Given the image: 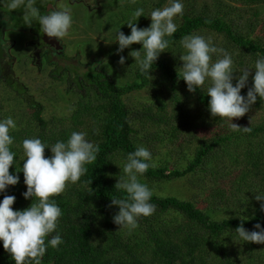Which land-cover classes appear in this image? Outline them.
I'll return each mask as SVG.
<instances>
[{"label":"trees","instance_id":"trees-1","mask_svg":"<svg viewBox=\"0 0 264 264\" xmlns=\"http://www.w3.org/2000/svg\"><path fill=\"white\" fill-rule=\"evenodd\" d=\"M117 1L123 2L122 6H125V10L120 14L121 29L130 31L127 26L129 21L136 23L138 28H147L151 23L150 18L144 16L135 21L132 14L136 8H143L147 15L155 8L164 7L167 0ZM257 1L242 0V4L252 6ZM48 3L49 0H41L36 7L43 13ZM23 11L24 9L20 8L16 14L15 22L18 28L28 26L23 16L21 18ZM258 14L256 13V17ZM174 22L177 23V31L172 38L166 37L170 40L169 48L160 54L152 66L149 72L151 80L146 74H140L136 67L126 75L130 80H125L123 85L110 75L99 73L95 67L86 74L85 81L77 78L78 89H84L87 84L94 100H89L88 96L84 95L81 98L79 95L81 100L72 119L82 120L90 113V118L97 122L99 132L96 135L93 131L88 133V136L99 145L100 151L96 160L86 165L87 171L80 181L67 185L63 193L53 197L62 210L57 231L61 234L63 243L55 249L48 247L41 264H264V244L243 242L234 232L241 224L248 231H257L254 228L256 224L264 228V211H261L264 201L255 199L256 195L264 196V143L256 147V156L252 151L240 150L245 160L240 156L236 159L233 154L227 152L228 149L225 150L230 143L238 142V145L246 144L252 148L254 141L261 134L264 135V127L251 126L248 127L250 131H244L243 126L240 130L211 137L208 141L197 140L199 146L192 150V156H189L191 160L186 158L187 164L179 167L177 164L174 169L166 164L150 167L140 177L142 183H163L198 175L199 183L193 184L195 188H192V191L201 199L202 194L206 192L201 203L195 198L192 201H183L173 196L160 197L152 191L151 203L155 205V212L151 216L141 217L138 226L131 231L126 228L119 229L113 223L112 217L119 211V206L111 205V199L125 195L115 189L119 176L124 175L115 167V161L118 155L126 157L127 153L133 152L139 146L136 141V137L141 136L136 128L138 122L145 121L143 124L152 127L174 125L166 134L173 143L183 130L178 121L185 127L191 123L194 127L195 123H198L197 120L203 124L223 121L207 112L209 97L206 96V91L197 89L195 92H189L186 83L180 78L183 62L179 56L184 51L180 45L181 37L194 33L201 35L206 29L226 37L229 45L233 43L239 49V52L232 56L237 71L233 73V85L241 69L252 68L258 56H264V43L253 38L254 24H247V33H243L236 25L228 23L227 17L222 20L218 14L210 20L201 16L193 5L191 10L189 6L186 7L183 17ZM108 26L107 24L106 30L110 31L111 27ZM217 58V55H213L212 62ZM131 62H134V58ZM253 75L254 72L251 71L245 88L241 89V95L246 96L251 88ZM133 94L138 95L140 99L142 94L146 96L142 95L143 101L138 104L139 107H131L124 101V97ZM191 102L192 113L189 110ZM34 107L35 118L42 130L47 129V123L41 117L42 109L39 105ZM254 107H264V100L258 97L249 110ZM47 137L39 135V139L50 146L52 138ZM163 140L160 138L158 143L161 144ZM219 149L231 157L230 163L223 165L213 156ZM49 151L50 149H45V157ZM16 160L17 157L14 158L9 173L17 175L19 182L0 193V200L5 195L14 196L12 209L23 211L35 202V199L26 200L22 195L27 188L23 172L20 171L22 168ZM240 163L245 164V169L251 171L250 176L246 175L248 170L237 173L238 175L232 178L234 187L242 192L235 194V188L232 187L228 197L234 203L232 206L225 205L226 195L215 187L216 179L221 175L220 172H223L221 169L229 172L228 175L231 176L230 172H234L236 165ZM211 177L215 181L213 180L214 184L212 183L210 192L207 193L206 184H209L208 179ZM201 180L204 183H201ZM205 203L208 205H204ZM214 204L220 208L222 205L227 206V209L235 211L228 213L231 216L220 220V209L211 207ZM169 216L174 219H168ZM179 217L182 221H179ZM0 264H14L10 254L4 250L2 242Z\"/></svg>","mask_w":264,"mask_h":264},{"label":"clouds","instance_id":"clouds-1","mask_svg":"<svg viewBox=\"0 0 264 264\" xmlns=\"http://www.w3.org/2000/svg\"><path fill=\"white\" fill-rule=\"evenodd\" d=\"M94 3L95 0H89V4ZM48 4L54 5V8L45 14L35 6L36 0H0V7H7L10 11L23 8L25 24L36 22L43 34L62 42L70 35L73 26L71 9L59 6L56 0H49ZM132 15L135 21L141 16L149 17L150 26L138 28L136 23L129 21V35L118 29L115 38L119 46L117 51L122 52L134 43L142 45L140 50H133L130 55L138 72L146 74L151 80L149 72L160 54L169 48L170 40L166 37L172 38L176 33L177 23L174 21L183 17L184 4L182 0H169L168 6L155 8L150 14L146 15L144 9L138 7ZM180 45L184 50L179 56L183 62L180 78L186 83L187 90L206 91L210 115L229 122L233 131L240 130L241 127L233 120L243 117L258 97L264 100V56H258L252 68L241 69L233 85V73L237 71L232 55L225 49L217 48L211 37L195 33L185 35L181 37ZM213 55L218 56L214 62ZM118 62L123 65L125 57L120 56ZM252 70V86L246 96L241 95V89L245 88ZM16 128V121L12 117L0 119V193L19 182L17 175L9 173L15 158L10 148L14 142L10 131ZM243 130L251 129L243 127ZM86 136L85 132L73 131L66 141L58 140L50 146L36 137L22 141L25 158L20 171L23 172L27 188L22 195L26 200L35 199V202L23 211H14V196L5 195L0 200V242L14 264H41L48 247L55 249L63 243L57 231L62 210L53 197L63 193L67 185L80 181L87 171L86 165L96 160L99 145L90 142ZM46 148L52 153L49 157L44 155ZM154 166L152 154L144 146L127 153L122 169L124 175L119 176L115 184V189L125 195L111 199V205L119 206V211L112 217L119 229L131 231L138 226L141 217L151 216L155 212V205L151 203L153 192L140 180ZM255 199L264 201V196L256 195ZM261 211H264V204H261ZM254 228L257 231H248L241 224L234 232L243 242L264 244V228L260 224L254 225Z\"/></svg>","mask_w":264,"mask_h":264},{"label":"rangeland","instance_id":"rangeland-1","mask_svg":"<svg viewBox=\"0 0 264 264\" xmlns=\"http://www.w3.org/2000/svg\"><path fill=\"white\" fill-rule=\"evenodd\" d=\"M85 1L88 5L93 7L92 10H86L81 6L78 9L76 4L66 5L62 1H60L61 5H59L60 2L58 3L59 6H66L71 9L73 19L71 33L63 40L65 44H67V50L66 45H63L65 48L64 60L60 58L54 59L50 62L49 66L43 68V71L48 70L43 75H39L38 72L31 67L30 61L29 68H26V70L22 69L15 76L16 80L26 88L22 93L17 91L14 92L15 100L9 99V96H12V94L8 95L7 92H4V98L8 97V101H4L1 98L0 91V119L12 117L17 124L16 130L10 131V135L16 138L10 148L11 151L15 153V159L17 157L16 163L21 168L23 166V159L25 158L22 149V141L26 138H39V135L45 137L49 136L52 138V145L58 140L66 141L70 134L76 131L87 133L86 139L95 144V141L88 136V133L94 131L97 135L99 130L97 122L90 118V113L88 116L83 117L82 120L73 121L72 119V115L77 110L78 103L83 95L88 96L89 100H94L93 95L90 93V87L87 84H85L84 89H78L77 78H81L85 81L86 74L91 72L92 68L95 67L99 73H106L123 85L125 80L128 82L130 80L126 75L136 67L135 61L131 62L133 57H131L130 52L133 50H140L142 45L136 46L137 43H134L122 52H118V42L115 41L118 29L125 35H127L126 32L131 31H123L119 24L120 14L125 10V6H122L124 3L117 0H95L94 4H89V0ZM182 2L184 4V9L189 6V10H191L193 5V7H196L197 11L201 13V16L208 17L210 20H213L218 14H220L222 20L227 17L228 23L236 25V28H239L243 33H247V24H254L253 38L260 39L264 43V0H258L257 3L252 6L243 5L242 0H182ZM168 3L169 0L166 1L165 6H168ZM1 8L3 15H6L9 9L7 7ZM256 13H259L258 17H256ZM11 18L13 19L14 15H12ZM107 24L109 25L108 27H111L110 31L106 30ZM17 35L20 36L21 34ZM201 35L206 38L211 37L213 43L218 46V48L225 49L232 56L239 52V49L235 47L233 43L229 45L224 36L207 31L206 29L203 30ZM19 36L17 37L21 42L24 37ZM21 48L18 44L17 50ZM60 50L62 51V49ZM15 51L16 49L13 47V53H15ZM120 56L125 57V63L123 65L118 62ZM33 64L37 66L36 62H33ZM252 71L254 72V70ZM2 82L3 81L0 79V88L3 86ZM8 87L6 86L2 88V90L6 91L8 89L10 92L11 87ZM79 95H81V98ZM142 95L145 96V94ZM142 95L141 99L136 94L132 96L128 95L124 97V101L131 107H139L140 105L138 104H141L143 101ZM36 105H39L43 111L41 117L47 123L48 130H42V127L35 118L36 108L34 106ZM189 106V110L192 113V102ZM4 111L7 112L6 115ZM207 112L209 111L207 110ZM144 122H138L136 124V128L141 135L140 137H136L137 144L146 147L151 152L155 166H163L166 164L171 169L177 167V164L178 167L187 164L186 158L192 156V150L199 146L197 140L208 141L211 137L233 132L229 122L224 120L209 124H203L197 120L198 123H195L194 127H192V123L185 127L182 122L178 121V124L182 125L183 128L181 131L182 134L172 143L166 134L169 133L168 131L170 128H173L174 125H171V127L166 125L152 127L148 124H143ZM233 123L241 128L243 126L264 127V107L260 109L254 107L243 117L234 119ZM178 124H175V126ZM160 138L164 139L161 144L158 143ZM263 143L264 135L261 134L260 137L254 141L252 148L246 144L238 145V142L237 144L230 143L225 150L228 149L227 152L233 154L236 159L240 156L242 160H245V157L241 156L240 150L252 151V153H255L254 156H256V147L263 145ZM213 154V156L217 158V161H221L223 165L230 163L231 157L224 154V151L222 152L219 149ZM51 155L52 153L49 151L47 157ZM188 159L191 160V157ZM124 161L125 157L123 155H118L115 161V167L119 168L122 173ZM217 165L222 166L220 164ZM236 167L237 169L234 172H230L232 173L231 176L228 175L229 172L221 169L223 172H220L221 175L216 179L215 183V187L226 195L224 203L229 206H232L234 203L228 197L230 190L234 187L232 178L240 172L243 173L249 170L245 169L246 165L242 163L236 165ZM250 173L251 171L249 170L246 175L250 176ZM254 173L256 174L257 171L254 170ZM202 175L203 174H201V176ZM197 177L199 176L195 175L192 178L191 175L184 179L170 182L162 183L155 181L147 182L146 184L157 196H173L183 201H192L195 198L201 203V200L205 199L206 192L202 194L203 199H201L195 196V193L192 191V188H195L193 184L199 183ZM213 180L212 177L208 179L209 184H206L207 193L208 191L210 192L212 183L214 184L215 180ZM201 183L204 182L201 180ZM197 192L199 193L198 190ZM233 192L237 194L241 193L242 190L235 188ZM204 205L208 204L205 203ZM211 207L216 210L220 209L218 212V214H221L218 215L220 220L225 219L227 216H231V212L235 211V209H227V206L223 205L222 208L218 207L217 204ZM235 207L236 206H233V208ZM240 212H243V210H240ZM228 213L230 214L228 215ZM168 219L173 220L174 217L169 216ZM179 221H182L180 217Z\"/></svg>","mask_w":264,"mask_h":264},{"label":"flooded vegetation","instance_id":"flooded-vegetation-1","mask_svg":"<svg viewBox=\"0 0 264 264\" xmlns=\"http://www.w3.org/2000/svg\"><path fill=\"white\" fill-rule=\"evenodd\" d=\"M40 1L41 0H36L35 6H37ZM60 1L66 5L76 4L78 9L80 6L86 10H92L93 8L91 5H88L85 0H56V3L58 4ZM59 5H61V2ZM53 8L54 5L49 4L44 13L47 14V12ZM1 9L0 7V11ZM17 11L18 9L13 11L9 10L6 15H3L2 11L0 13V79L3 81L2 88L6 86L11 87L10 92L8 89L3 91L2 88H0L1 98L6 102L8 101V97L4 98V92H7L8 95L12 94V96H9V99L15 100L14 92L17 91L22 93V91L26 89L16 80L15 76L22 69L26 70V68H29L30 61L31 67H33L39 75H43L48 71H43V68L49 66L50 62L54 59L60 58L64 60L63 56L65 52L63 46L65 42H59L55 40V38L47 37L46 34L40 31L38 23L33 22L27 27L18 28L15 22ZM12 15H14L13 19L11 18ZM17 34L21 35L19 36ZM17 36H23L24 39L20 42ZM18 44L20 48L23 46L19 50H17ZM65 45L67 50V44ZM13 47L16 49L15 53H13ZM60 49H62V51ZM33 62H36L37 66L34 65ZM4 114L6 115L7 112L4 111Z\"/></svg>","mask_w":264,"mask_h":264}]
</instances>
